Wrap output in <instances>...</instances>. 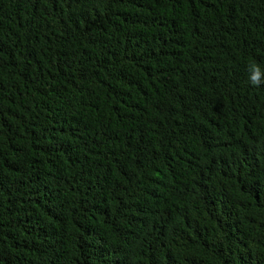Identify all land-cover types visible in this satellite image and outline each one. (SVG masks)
<instances>
[{"label":"trees","instance_id":"obj_1","mask_svg":"<svg viewBox=\"0 0 264 264\" xmlns=\"http://www.w3.org/2000/svg\"><path fill=\"white\" fill-rule=\"evenodd\" d=\"M264 0H0V264H264Z\"/></svg>","mask_w":264,"mask_h":264},{"label":"clouds","instance_id":"obj_2","mask_svg":"<svg viewBox=\"0 0 264 264\" xmlns=\"http://www.w3.org/2000/svg\"><path fill=\"white\" fill-rule=\"evenodd\" d=\"M248 71V80L251 86L260 87L261 85H264V72L261 71L259 65L255 63L249 65Z\"/></svg>","mask_w":264,"mask_h":264}]
</instances>
